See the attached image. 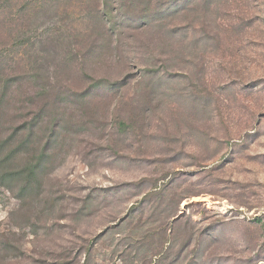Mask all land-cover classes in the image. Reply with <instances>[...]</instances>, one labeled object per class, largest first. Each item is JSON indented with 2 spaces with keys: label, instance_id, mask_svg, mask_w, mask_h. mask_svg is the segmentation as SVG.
I'll return each mask as SVG.
<instances>
[{
  "label": "rangeland",
  "instance_id": "obj_1",
  "mask_svg": "<svg viewBox=\"0 0 264 264\" xmlns=\"http://www.w3.org/2000/svg\"><path fill=\"white\" fill-rule=\"evenodd\" d=\"M0 264H264V0H0Z\"/></svg>",
  "mask_w": 264,
  "mask_h": 264
}]
</instances>
